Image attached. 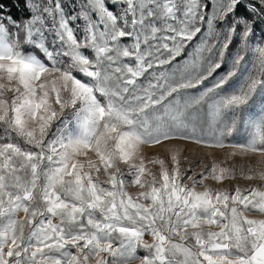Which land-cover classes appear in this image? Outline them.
I'll return each mask as SVG.
<instances>
[{
  "label": "snow or ice",
  "instance_id": "obj_1",
  "mask_svg": "<svg viewBox=\"0 0 264 264\" xmlns=\"http://www.w3.org/2000/svg\"><path fill=\"white\" fill-rule=\"evenodd\" d=\"M0 264H264V0H0Z\"/></svg>",
  "mask_w": 264,
  "mask_h": 264
},
{
  "label": "rangeland",
  "instance_id": "obj_2",
  "mask_svg": "<svg viewBox=\"0 0 264 264\" xmlns=\"http://www.w3.org/2000/svg\"><path fill=\"white\" fill-rule=\"evenodd\" d=\"M173 143H176L178 146L182 147L185 151V154L195 153L197 156H200V155H205L209 151L208 149H205L203 147H199V146H197L191 142L175 141ZM143 151H145L149 155H153V154H157V153H159L161 156L165 155V149L161 146L145 147L143 149ZM213 154L216 156H222L223 151L222 150H214ZM206 162L210 163V161L207 160V158H206ZM196 171H199V169H196ZM206 183H208L209 185H211L213 187L233 188L236 183H239L241 187H247L249 184H255L256 181H244V180H239V181H235V182L225 181L223 185H216L212 181H207ZM128 190L130 192L136 191V189L134 187H130Z\"/></svg>",
  "mask_w": 264,
  "mask_h": 264
},
{
  "label": "trees",
  "instance_id": "obj_3",
  "mask_svg": "<svg viewBox=\"0 0 264 264\" xmlns=\"http://www.w3.org/2000/svg\"><path fill=\"white\" fill-rule=\"evenodd\" d=\"M6 2H9V3H10V2H11V0H6ZM13 12L15 13V10H13Z\"/></svg>",
  "mask_w": 264,
  "mask_h": 264
}]
</instances>
